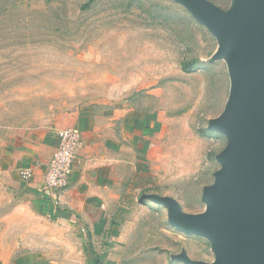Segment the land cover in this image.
Returning <instances> with one entry per match:
<instances>
[{
  "label": "rangeland",
  "instance_id": "obj_1",
  "mask_svg": "<svg viewBox=\"0 0 264 264\" xmlns=\"http://www.w3.org/2000/svg\"><path fill=\"white\" fill-rule=\"evenodd\" d=\"M206 1L224 12L235 2ZM217 51L216 38L174 0H0V127L51 125L99 95L96 79L108 70L140 87L141 104L161 111L165 196L185 213L206 214L203 189L214 183L227 145L208 125L224 113L234 86L229 56L215 60ZM159 209L127 240L125 264H185L183 256L212 263V242L172 227ZM47 227L21 190L0 188L1 260L60 246L37 236ZM48 262L84 258L56 251Z\"/></svg>",
  "mask_w": 264,
  "mask_h": 264
},
{
  "label": "crops",
  "instance_id": "obj_2",
  "mask_svg": "<svg viewBox=\"0 0 264 264\" xmlns=\"http://www.w3.org/2000/svg\"><path fill=\"white\" fill-rule=\"evenodd\" d=\"M114 78L103 71L96 79L101 93L51 125L14 131L0 127V188L21 190L48 226L35 229L37 236L60 245L26 251L12 262L3 258L0 264H48L56 251L63 257L82 256L84 264H125L127 240L155 219L159 208L164 210L142 199L166 193L160 173L167 145L161 111L154 102L141 104L136 84ZM63 129L78 130L83 148L81 163L57 197L46 189L44 175ZM26 168L33 177L23 183L18 171Z\"/></svg>",
  "mask_w": 264,
  "mask_h": 264
},
{
  "label": "water",
  "instance_id": "obj_3",
  "mask_svg": "<svg viewBox=\"0 0 264 264\" xmlns=\"http://www.w3.org/2000/svg\"><path fill=\"white\" fill-rule=\"evenodd\" d=\"M174 1L216 38L214 59L229 56L233 93L224 113L208 125L227 145L216 158L221 169L214 183L203 189L208 213H185L166 196L142 199L165 208L177 230L209 239L215 256L210 264H264V0H235L228 12L206 0Z\"/></svg>",
  "mask_w": 264,
  "mask_h": 264
},
{
  "label": "built area",
  "instance_id": "obj_4",
  "mask_svg": "<svg viewBox=\"0 0 264 264\" xmlns=\"http://www.w3.org/2000/svg\"><path fill=\"white\" fill-rule=\"evenodd\" d=\"M58 138L59 146L49 160L44 175L46 189L57 197L66 189L73 168L81 163L80 151L83 148V140L78 130H60ZM18 176L23 183H27L33 177V170L20 169Z\"/></svg>",
  "mask_w": 264,
  "mask_h": 264
},
{
  "label": "trees",
  "instance_id": "obj_5",
  "mask_svg": "<svg viewBox=\"0 0 264 264\" xmlns=\"http://www.w3.org/2000/svg\"><path fill=\"white\" fill-rule=\"evenodd\" d=\"M183 71L186 72V73L191 72L189 66H186V65L183 67Z\"/></svg>",
  "mask_w": 264,
  "mask_h": 264
}]
</instances>
